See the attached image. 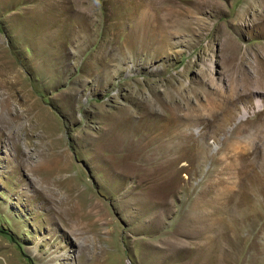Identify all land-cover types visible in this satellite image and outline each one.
<instances>
[{"label": "rangeland", "instance_id": "374dc122", "mask_svg": "<svg viewBox=\"0 0 264 264\" xmlns=\"http://www.w3.org/2000/svg\"><path fill=\"white\" fill-rule=\"evenodd\" d=\"M0 264H264V0H0Z\"/></svg>", "mask_w": 264, "mask_h": 264}]
</instances>
